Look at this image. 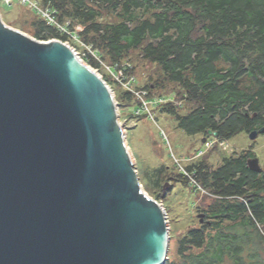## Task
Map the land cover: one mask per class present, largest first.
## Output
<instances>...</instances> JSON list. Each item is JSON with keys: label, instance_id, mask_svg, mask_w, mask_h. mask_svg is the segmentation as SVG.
<instances>
[{"label": "water", "instance_id": "water-1", "mask_svg": "<svg viewBox=\"0 0 264 264\" xmlns=\"http://www.w3.org/2000/svg\"><path fill=\"white\" fill-rule=\"evenodd\" d=\"M246 165L262 172L256 156ZM169 242L110 86L65 42L0 14V264H166Z\"/></svg>", "mask_w": 264, "mask_h": 264}, {"label": "trees", "instance_id": "trees-1", "mask_svg": "<svg viewBox=\"0 0 264 264\" xmlns=\"http://www.w3.org/2000/svg\"><path fill=\"white\" fill-rule=\"evenodd\" d=\"M37 1L58 22L70 21L92 48L95 57L85 53L84 61L94 68L131 61L135 53L155 64L161 78L141 88L151 95V86L174 84L189 112L181 115L171 103L161 109L188 135L211 130L227 140L264 126V0ZM32 12L29 31L36 39L76 44ZM104 79L109 85L111 78ZM119 98L127 106L133 97L122 90ZM206 153L185 166L191 178L175 164L148 175L155 199L166 198L165 181L196 190L195 181L211 197L200 210L209 223L188 227L166 264H264V165L260 173L247 167V158L256 156L251 150L224 156L216 167Z\"/></svg>", "mask_w": 264, "mask_h": 264}, {"label": "rangeland", "instance_id": "rangeland-1", "mask_svg": "<svg viewBox=\"0 0 264 264\" xmlns=\"http://www.w3.org/2000/svg\"><path fill=\"white\" fill-rule=\"evenodd\" d=\"M32 11L33 10L26 5L18 3L17 0H12L10 5L0 1V14L4 23L35 38L29 31L31 26L30 23L34 18ZM69 23V20L64 22V24L68 26ZM67 43L71 48L75 49V52L82 61H84L85 53L93 55L91 47L86 48L83 45L74 47L72 42L68 41ZM84 62L88 64L86 61ZM101 64L102 68L99 69L94 68L90 64L88 65L103 79L106 78V75L111 78L109 86L113 91L117 103L119 122H121L120 124L125 133V141L132 158L133 166L138 173L139 181L144 191L148 195L150 194L149 196L152 198H156L153 197L154 192L149 190L151 183H149L148 175L150 174L153 176V170L162 167V165L173 168V161L175 160H178L183 168H185L188 163L197 159L188 160V155L196 154L199 150L204 151V142L209 138L213 139V137H207L203 142V138L206 136L202 133L196 135H188L185 133L178 126L172 114L162 111L161 105L165 103L153 107V119L144 118L143 116L136 117L135 119H126L124 114L133 110L135 104L134 98H132V102L127 106L118 103L120 100V92L125 90L110 75L111 71L109 67H111V65L105 62ZM121 64L129 65L127 66V71L132 73L135 77L134 84L137 87H143L146 84L152 85L157 79L161 78L159 68L155 64L139 59L136 53L134 54L133 60H124ZM133 66L134 69H132ZM174 87V84H165L156 88L151 86L153 90L151 96L162 97L166 103L178 106L177 111L181 115H185L189 112V105H187L184 99L175 96ZM214 141L213 147L215 148L210 151L207 150L205 153H208H206L207 161L215 167L221 163L224 156H238L245 150H251L255 153L260 165H264L263 134H259L254 140H250L247 132H240L230 139L222 140L216 137ZM175 168L178 170L177 167ZM162 194L166 196V198L156 200L166 211V219L170 228L168 257L172 259L175 257L177 238L183 235L188 227H194L200 223L198 214L203 213L200 210L210 201L211 197H209L206 192L203 193L193 190L191 187H185L180 183L173 186L169 184L164 192L162 189Z\"/></svg>", "mask_w": 264, "mask_h": 264}, {"label": "built area", "instance_id": "built-area-1", "mask_svg": "<svg viewBox=\"0 0 264 264\" xmlns=\"http://www.w3.org/2000/svg\"><path fill=\"white\" fill-rule=\"evenodd\" d=\"M0 1L4 4H8V5H10L12 2V0H0ZM17 2L22 4V5H26L27 7L32 9L34 12L39 14L42 18H44L46 23L55 25L61 33L65 34L68 38L72 39L78 46L83 45L86 48L90 47L89 45L83 43L80 40V38L78 37L77 31H72V29H70L68 25H65L64 23L58 22L56 20L55 16L53 15L52 10H49L47 7H43L37 0H17ZM67 42L68 41H66V43ZM76 44H73L74 47H76L75 46ZM72 49L75 51L74 48H72ZM92 53L95 56L93 51H92ZM127 66H129V65L128 64L124 65L121 63L119 65L118 64L111 65V67H109L110 71H111L110 75L112 76V78H114L119 83V85L126 92H128L134 98L135 107L132 110V115H133L132 118L135 119L136 117L143 116L144 118L153 119L154 118L153 112H152L153 107L155 105L157 106V105L164 104V103H166V101H164V99L160 96H151L147 89L137 87L134 84L135 83V77L133 76L132 73L127 71V69H128ZM119 123H121V122H119ZM121 127H122V125H121ZM122 129H123V127H122ZM213 139L215 140L216 138H213ZM213 139L209 138L207 141L204 142V145H205L204 151L199 150L196 154L188 155V157H187L188 160H192L194 158L201 157L205 151L212 148L214 145V142H215ZM173 162L176 165V167L178 168L179 172L183 173L186 177L191 178V175L189 174V172H187V170L185 168H183V166L179 163L178 160H175ZM193 185L196 187V190L201 191L203 193L205 192L198 183L195 182Z\"/></svg>", "mask_w": 264, "mask_h": 264}, {"label": "crops", "instance_id": "crops-1", "mask_svg": "<svg viewBox=\"0 0 264 264\" xmlns=\"http://www.w3.org/2000/svg\"><path fill=\"white\" fill-rule=\"evenodd\" d=\"M132 111H129V113H125L124 115H125V117H126V119H128V118H130V119H132V116L131 117H129V114L131 113Z\"/></svg>", "mask_w": 264, "mask_h": 264}, {"label": "flooded vegetation", "instance_id": "flooded-vegetation-1", "mask_svg": "<svg viewBox=\"0 0 264 264\" xmlns=\"http://www.w3.org/2000/svg\"><path fill=\"white\" fill-rule=\"evenodd\" d=\"M207 135V134H206ZM209 137H213V138H216V137H214V136H209ZM207 221V217H204V222H206Z\"/></svg>", "mask_w": 264, "mask_h": 264}, {"label": "bare ground", "instance_id": "bare-ground-1", "mask_svg": "<svg viewBox=\"0 0 264 264\" xmlns=\"http://www.w3.org/2000/svg\"><path fill=\"white\" fill-rule=\"evenodd\" d=\"M65 43H66V41H65ZM66 44H68V43H66ZM69 45V44H68ZM79 57V56H78ZM80 58V57H79ZM81 59V58H80ZM82 60V59H81ZM131 157V156H130ZM131 161H132V158H131ZM195 183V182H194Z\"/></svg>", "mask_w": 264, "mask_h": 264}]
</instances>
